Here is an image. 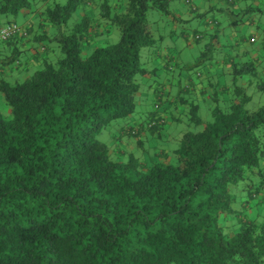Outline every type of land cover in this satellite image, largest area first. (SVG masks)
<instances>
[{"label":"trees","instance_id":"1","mask_svg":"<svg viewBox=\"0 0 264 264\" xmlns=\"http://www.w3.org/2000/svg\"><path fill=\"white\" fill-rule=\"evenodd\" d=\"M170 1L0 0V13L33 9L35 26L7 20L25 33L0 39V91L10 110L0 113V264L263 263L264 98L247 107L246 88L264 93V18L236 38L240 52L220 67L228 82L196 69L171 90L154 77L145 90L149 114L138 119L145 92L137 77L148 73L140 48L154 43L145 12L170 13ZM226 1L238 13L232 24L260 12ZM111 25L116 42L82 53ZM27 36L39 42L38 67L11 81L24 66L18 43ZM161 53L163 70L179 79L180 66ZM202 100L210 110L203 123ZM178 107L198 128L179 131L172 148L162 130ZM118 117L128 119L111 142L98 140ZM239 181L241 205L231 189Z\"/></svg>","mask_w":264,"mask_h":264},{"label":"rangeland","instance_id":"2","mask_svg":"<svg viewBox=\"0 0 264 264\" xmlns=\"http://www.w3.org/2000/svg\"><path fill=\"white\" fill-rule=\"evenodd\" d=\"M30 4L35 3L38 0H28ZM49 1V0H46ZM64 1V0H61ZM233 6L240 7L246 3L258 5L260 12L252 10L247 14H242L241 21L236 24L230 23V19L239 18L238 13H235L234 9L229 5L226 0H171L169 3L170 13H163L154 8H148L145 12V16L150 23L152 34L154 37V43L152 45L142 46L140 48V61L143 66L148 70L145 75L138 76L140 80V91L145 92L148 88V83H151L153 79L164 82L171 90L176 89L177 82L183 84V77L187 74H191L196 69L205 72L211 82L214 81H227L230 79L229 73L222 71L220 67H225L226 58H230L231 55H235L236 52H240V42L235 43L237 37L243 34L250 33L251 29L256 30L255 24L258 22L256 18L260 17L259 20L264 18V0H234ZM233 10V14L228 13L227 9ZM22 9L17 14L11 13H0V25L4 24L7 20H14L17 23H21L23 15L29 17L26 13L23 14ZM79 9L72 12L71 18L78 19ZM175 16V17H174ZM254 19L253 22H249L250 19ZM213 20L217 24L213 23ZM109 32L98 35V38L94 40V43L86 45L82 48V53H89L95 45H101L105 43H113L118 40L119 32L115 26L109 27ZM195 34L199 37H194ZM50 45L52 41H47ZM162 52V53H161ZM202 52V53H201ZM155 53L165 54L171 59V63L174 65V69L181 68L179 79L177 77V70L174 73L163 70L161 66V60L158 57L155 58ZM164 56L166 59L167 57ZM201 60L198 64L193 65L195 59ZM228 58V59H229ZM183 63L192 64L190 69L181 67ZM207 64H210L212 70H207ZM228 65V64H227ZM157 67L158 72L153 74L152 67ZM38 66L29 67L26 74H30ZM224 69V68H223ZM170 73L173 78L172 83L168 82ZM18 80L21 76L14 75ZM13 76V79H16ZM155 77V78H154ZM246 92L252 94V99L246 103L249 108H254L260 102L264 93L261 90L256 89L252 84L246 88ZM262 94V97H261ZM147 91L142 93V101L145 102L146 106L151 98L147 95ZM261 97V98H259ZM260 99V100H259ZM141 100V99H140ZM138 102L137 111L143 107L142 103ZM207 101V100H206ZM206 101L198 102L197 114L201 119V123L210 120V110L207 106ZM175 109V114L178 116L176 121L167 122L162 130L165 137L170 139L169 144L171 147H175L177 140V133L187 128H198L194 124L190 123L186 107L181 109ZM0 113L8 115L10 113L8 105L3 101L2 93L0 91ZM128 117H118L112 119L106 126H104L95 137L105 143H110L112 137L116 134L117 128L121 123H125ZM258 130L264 133V125H260ZM128 141V142H127ZM147 140L142 139V147H146ZM125 145H138L135 144L134 140L124 139ZM141 149V146H137ZM138 153V151H137ZM232 192L236 197L235 203L241 205L240 202L246 198L244 195L245 189L242 188V182L239 181L236 185L231 186ZM244 195V196H243ZM243 197V198H242ZM240 208V207H239ZM248 213V211H247ZM264 264V261L263 263Z\"/></svg>","mask_w":264,"mask_h":264},{"label":"crops","instance_id":"3","mask_svg":"<svg viewBox=\"0 0 264 264\" xmlns=\"http://www.w3.org/2000/svg\"><path fill=\"white\" fill-rule=\"evenodd\" d=\"M39 2H42V1H39ZM37 5L38 4H36L34 6V8L35 7L37 8ZM21 12L23 14H25L27 12L28 14L27 13L26 14L29 17H25L23 15V20L21 21V23H18V24L19 25H31V26L35 27L34 24H33V17H32L33 16V13H34L33 12V9L32 10H29V9L28 10H23L22 9ZM253 21H254V19L251 18L249 22L251 23ZM37 30H39V29H37ZM31 36H33V35H31ZM31 36H27L26 39H24V40H22L21 42L18 43V49L20 50L19 58L21 59V63L24 64V66L22 67L21 65H19L17 67V70L16 71H12L10 73L11 74L10 75L11 77H13L14 75H16L15 73H17V76H19L21 74H22V76H24V75H26L29 67L36 66V65L39 64V58H40L39 56L41 55L40 50L37 47V45H38L39 42H37V40H36V42H37L36 43L34 41V39L36 37L33 39V37H31ZM253 37L255 38L256 36L252 33L251 36L249 37V40L251 41L253 39ZM5 51H8V49H5ZM44 54H45V52H44ZM158 54H160V53H155V58L158 57L159 60H161L160 59L161 56L159 57ZM156 60H158V59L156 58ZM150 91H152V90H150ZM150 104H151V101H148L147 106H146L145 102H143L142 103L143 107L140 109V111H137V105H138V103H137L135 117L138 118V119H143L146 116V114H149L148 109L150 108L149 107Z\"/></svg>","mask_w":264,"mask_h":264},{"label":"built area","instance_id":"4","mask_svg":"<svg viewBox=\"0 0 264 264\" xmlns=\"http://www.w3.org/2000/svg\"><path fill=\"white\" fill-rule=\"evenodd\" d=\"M14 33L24 34L25 32H23V30L17 23L12 22V21H9L8 23L0 27V39H4L7 36L12 35Z\"/></svg>","mask_w":264,"mask_h":264}]
</instances>
